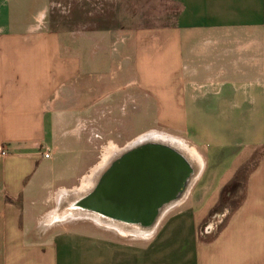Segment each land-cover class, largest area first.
I'll list each match as a JSON object with an SVG mask.
<instances>
[{
	"label": "crops",
	"instance_id": "0c3cea01",
	"mask_svg": "<svg viewBox=\"0 0 264 264\" xmlns=\"http://www.w3.org/2000/svg\"><path fill=\"white\" fill-rule=\"evenodd\" d=\"M160 5L0 0V264H264V0ZM152 122L199 156L182 194L136 231L81 215Z\"/></svg>",
	"mask_w": 264,
	"mask_h": 264
},
{
	"label": "water",
	"instance_id": "95a60500",
	"mask_svg": "<svg viewBox=\"0 0 264 264\" xmlns=\"http://www.w3.org/2000/svg\"><path fill=\"white\" fill-rule=\"evenodd\" d=\"M143 134L121 146L120 154L106 160L92 186L73 203L74 207L143 227L156 216V200L168 202L182 194L192 174L190 160L172 143ZM143 195L144 203L138 204L135 199Z\"/></svg>",
	"mask_w": 264,
	"mask_h": 264
},
{
	"label": "rangeland",
	"instance_id": "374dc122",
	"mask_svg": "<svg viewBox=\"0 0 264 264\" xmlns=\"http://www.w3.org/2000/svg\"><path fill=\"white\" fill-rule=\"evenodd\" d=\"M127 7H130L128 13L132 11L133 17L136 19L135 21L137 23L144 20L157 23L159 19H162V15H160V13L162 12V9H164V6L160 5V0H103V11L101 13L103 25H110L116 23L117 20L123 19L126 16L124 12ZM142 130L145 132L155 131L165 136L175 137L173 131L166 129L165 127H161L157 122H152L147 127L144 125H136V132ZM105 136V134L102 136L104 142L108 140ZM123 141L126 140L120 139L118 145H120L121 142L123 143ZM106 157L107 155H105L104 158Z\"/></svg>",
	"mask_w": 264,
	"mask_h": 264
},
{
	"label": "bare ground",
	"instance_id": "6f19581e",
	"mask_svg": "<svg viewBox=\"0 0 264 264\" xmlns=\"http://www.w3.org/2000/svg\"><path fill=\"white\" fill-rule=\"evenodd\" d=\"M143 134V133H142ZM142 134H139L138 136H141ZM143 135H145V137H151V138H156V139H160V140H164L167 142L172 143L173 145L177 146L180 150H182L190 159L199 162V157L198 155H196L195 153H193L192 150H190V148H188L182 141H180L179 139H177L176 137L173 136H165L162 134H159L155 131H146ZM70 213L73 214H79V212H74L71 211ZM84 216H90L95 220L101 221L105 224H110L115 226L116 228H118L119 230H137V227L134 225H129V224H123V223H119L117 221L114 220H110V219H105L103 216L96 214V213H91V212H86L85 214H81Z\"/></svg>",
	"mask_w": 264,
	"mask_h": 264
},
{
	"label": "flooded vegetation",
	"instance_id": "af4514ba",
	"mask_svg": "<svg viewBox=\"0 0 264 264\" xmlns=\"http://www.w3.org/2000/svg\"><path fill=\"white\" fill-rule=\"evenodd\" d=\"M120 148L121 147H118V148H115V149H113L108 155H107V157L104 159V161L106 162V160H108V158H112V157H115V156H117L118 154H120ZM103 165H104V163H103ZM104 167V166H103ZM103 167L101 168V170L103 169ZM136 200V202L138 203V204H140V203H144V201H145V195H143V196H140L139 198H137V199H135ZM165 203V201L164 200H162L161 198H159L158 200H156L155 202H154V205H153V210H154V214H157V213H159L160 211H161V209H162V205ZM127 214V213H126ZM137 214H147V212H139V213H137Z\"/></svg>",
	"mask_w": 264,
	"mask_h": 264
},
{
	"label": "built area",
	"instance_id": "2783aa9c",
	"mask_svg": "<svg viewBox=\"0 0 264 264\" xmlns=\"http://www.w3.org/2000/svg\"><path fill=\"white\" fill-rule=\"evenodd\" d=\"M4 153V149L2 148L1 144H0V154ZM44 156H47L46 152H43Z\"/></svg>",
	"mask_w": 264,
	"mask_h": 264
}]
</instances>
